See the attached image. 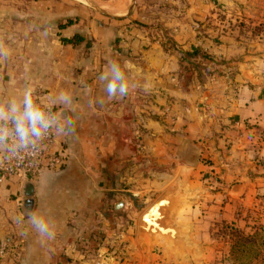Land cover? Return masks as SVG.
I'll use <instances>...</instances> for the list:
<instances>
[{"label":"crops","instance_id":"crops-1","mask_svg":"<svg viewBox=\"0 0 264 264\" xmlns=\"http://www.w3.org/2000/svg\"><path fill=\"white\" fill-rule=\"evenodd\" d=\"M136 18L128 0H0V40L12 50L10 59L0 63V100L17 95L26 84L41 88L45 104L59 91H70L73 110L68 114L76 129L59 136L69 154L63 168L45 169L27 181L14 176L0 186V239L13 236L20 242L3 264H61L66 256L78 264L85 257L80 247L88 246L96 228L110 224L112 198L136 192L143 178L148 182H141V190L209 187L204 184L209 179H201L204 157L215 162L207 176L221 177L225 187L234 179H248L250 171L264 184V163L257 159L264 161L259 75L251 77L255 86L245 83L242 74L200 82L180 55L199 46L188 22L183 18L170 31L171 43H165L166 35L154 33L145 21L138 26ZM76 35L83 38L80 43L64 40ZM222 47L220 52L230 55L231 46L224 41ZM109 60L137 85L124 98L109 100L98 79ZM246 60L237 63L247 65ZM28 182L32 195H27ZM251 183L242 186L257 185ZM31 211L51 221L53 240L31 230ZM17 216L24 217L23 224L15 222Z\"/></svg>","mask_w":264,"mask_h":264},{"label":"rangeland","instance_id":"rangeland-1","mask_svg":"<svg viewBox=\"0 0 264 264\" xmlns=\"http://www.w3.org/2000/svg\"><path fill=\"white\" fill-rule=\"evenodd\" d=\"M99 3L96 2L100 6ZM128 4L135 8L136 24L154 26V33L166 35L165 43H171L168 39L172 38L170 31L177 28L183 18L188 22L193 28V41L199 46L180 51V55L189 63L187 69L193 70L200 82L207 83L214 75L242 74L245 83L255 86L257 83L251 78L254 74L264 83V0L232 3L220 0H128ZM202 5H207L205 10ZM100 8L113 11L108 6L101 5ZM140 17L145 18L141 20ZM224 41L231 46L227 48L230 55L223 54ZM240 60H246L247 65L238 64ZM191 82L190 77L187 83ZM234 88L239 90V87ZM257 159L264 163L261 157ZM202 162L201 179H209L204 183L209 187L181 185L173 192L141 190V182H148L143 178L137 182L136 192L129 191L119 198H112L110 224L96 228L88 246L80 247L85 257L77 259L78 264H228L231 232L234 229L250 232L254 225H264V184L250 171L252 175L248 179H234L225 187L221 177L207 176L209 170H215V162L208 157ZM246 180L257 181V185L245 189L242 184ZM163 196L176 200L169 223L179 229V238L171 241L159 235L148 240L141 227V216L152 202ZM71 260L75 259L66 256L60 262L71 264Z\"/></svg>","mask_w":264,"mask_h":264},{"label":"clouds","instance_id":"clouds-1","mask_svg":"<svg viewBox=\"0 0 264 264\" xmlns=\"http://www.w3.org/2000/svg\"><path fill=\"white\" fill-rule=\"evenodd\" d=\"M11 55V48L0 40V63L7 62ZM98 79L103 83L109 100L124 98L131 89L137 87L130 83L124 69L114 60L108 61ZM143 90H149L147 84ZM56 106H62L63 110L53 111ZM72 110L73 97L70 91H59L45 104L34 99L31 84H26L20 93L7 101L0 100V162L35 154L50 135L67 136L74 133L75 121L68 114ZM15 222L23 224L24 217L17 216ZM27 223L40 238L49 241L55 238L54 225L41 213L31 211Z\"/></svg>","mask_w":264,"mask_h":264},{"label":"built area","instance_id":"built-area-1","mask_svg":"<svg viewBox=\"0 0 264 264\" xmlns=\"http://www.w3.org/2000/svg\"><path fill=\"white\" fill-rule=\"evenodd\" d=\"M41 95L40 87L34 89V99L37 102H42ZM68 158L69 154L62 147L59 136L50 135L35 154H25L20 159L0 162V186L14 176L27 181L35 178L45 169H61L67 164ZM19 243L13 236L0 239V264H3L11 251L20 246Z\"/></svg>","mask_w":264,"mask_h":264},{"label":"trees","instance_id":"trees-1","mask_svg":"<svg viewBox=\"0 0 264 264\" xmlns=\"http://www.w3.org/2000/svg\"><path fill=\"white\" fill-rule=\"evenodd\" d=\"M65 41L80 43L83 38L76 35ZM228 264H264V225H254L250 232L234 229Z\"/></svg>","mask_w":264,"mask_h":264},{"label":"bare ground","instance_id":"bare-ground-1","mask_svg":"<svg viewBox=\"0 0 264 264\" xmlns=\"http://www.w3.org/2000/svg\"><path fill=\"white\" fill-rule=\"evenodd\" d=\"M158 201H154L148 209ZM175 207V200L170 197H165V200L157 204L148 215V223L141 216L142 229L145 236L151 237L162 236L165 239L170 237L173 241L179 238V229L169 223V215L172 209ZM148 209L145 211L147 212ZM144 212V213H145ZM161 238V237H159ZM169 241V240H168ZM170 242V241H169ZM168 242V243H169ZM182 243V242H181Z\"/></svg>","mask_w":264,"mask_h":264},{"label":"water","instance_id":"water-1","mask_svg":"<svg viewBox=\"0 0 264 264\" xmlns=\"http://www.w3.org/2000/svg\"><path fill=\"white\" fill-rule=\"evenodd\" d=\"M27 195H32L33 194V186H32V184L31 183H27ZM30 189L32 190V191H30ZM165 197H168V196H163V197H161V198H159L158 199V201L155 203V204H153L149 209H148V211L147 212H145V213H143V216H142V218L148 223V215L151 213V211H152V209L157 205V204H159L160 202H162V201H164L165 200ZM170 198H172V199H174L173 197H170ZM175 200V199H174ZM176 201V200H175ZM141 227H142V224H141ZM143 230V229H142Z\"/></svg>","mask_w":264,"mask_h":264}]
</instances>
